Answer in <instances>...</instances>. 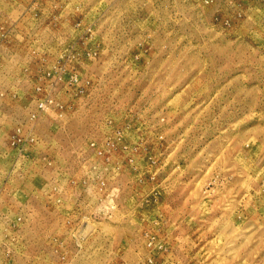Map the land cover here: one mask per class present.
Wrapping results in <instances>:
<instances>
[{
	"label": "rangeland",
	"instance_id": "obj_1",
	"mask_svg": "<svg viewBox=\"0 0 264 264\" xmlns=\"http://www.w3.org/2000/svg\"><path fill=\"white\" fill-rule=\"evenodd\" d=\"M0 264H264V0H0Z\"/></svg>",
	"mask_w": 264,
	"mask_h": 264
}]
</instances>
